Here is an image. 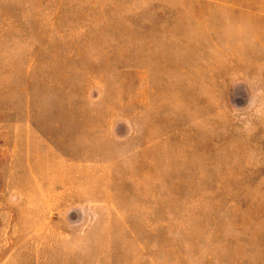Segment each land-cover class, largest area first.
<instances>
[{"label": "rangeland", "instance_id": "obj_1", "mask_svg": "<svg viewBox=\"0 0 264 264\" xmlns=\"http://www.w3.org/2000/svg\"><path fill=\"white\" fill-rule=\"evenodd\" d=\"M0 264H264V0H0Z\"/></svg>", "mask_w": 264, "mask_h": 264}, {"label": "clouds", "instance_id": "obj_2", "mask_svg": "<svg viewBox=\"0 0 264 264\" xmlns=\"http://www.w3.org/2000/svg\"><path fill=\"white\" fill-rule=\"evenodd\" d=\"M79 209L82 213H83V216H84V220L87 222V221H90L91 219L94 218L95 216V213H94V210L91 206V204L89 203H84L83 205L79 206V207H73V208H69L68 209V214L73 210V209Z\"/></svg>", "mask_w": 264, "mask_h": 264}]
</instances>
